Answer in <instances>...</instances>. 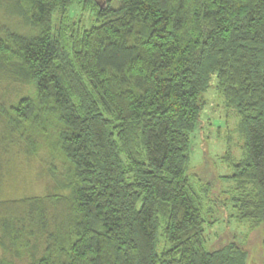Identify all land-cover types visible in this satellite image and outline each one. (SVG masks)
<instances>
[{"label":"trees","instance_id":"obj_1","mask_svg":"<svg viewBox=\"0 0 264 264\" xmlns=\"http://www.w3.org/2000/svg\"><path fill=\"white\" fill-rule=\"evenodd\" d=\"M2 2L20 27L0 29V83L33 94L0 106V195L4 154L37 137L64 168L54 193L0 199V264H247L235 241L205 249L187 166L215 78L239 118L235 216L264 229V0ZM80 3L93 25L54 32Z\"/></svg>","mask_w":264,"mask_h":264},{"label":"rangeland","instance_id":"obj_2","mask_svg":"<svg viewBox=\"0 0 264 264\" xmlns=\"http://www.w3.org/2000/svg\"><path fill=\"white\" fill-rule=\"evenodd\" d=\"M0 8L2 32L16 28V25L20 27L18 17L10 14L12 11L6 3H0ZM6 9L12 17L6 14ZM93 19L88 7L83 8L80 3L75 4L62 19L57 12L54 13L52 25L54 32L60 26H65L67 30L72 26L89 28L93 25ZM17 29L19 30L18 27ZM215 86V78H212L203 98L204 107L200 114V122L197 130L190 137L187 166L190 184L202 204L205 249L215 250L235 241L247 252V264H262L264 229L262 227L255 229L251 223L240 222L236 218L232 203L235 187L232 182L225 179L232 174L227 152L232 155V161L242 157L240 149L242 139L237 130L239 118L233 110L226 108L225 100ZM32 94L31 86L0 83V106L8 107L20 98ZM1 128L2 125L0 130ZM37 143L38 151L33 157L17 150L4 154L7 164L3 170L0 199L18 200L54 193L55 183L48 173V168L52 167L57 176L63 172L64 164L60 155L48 145L49 143L41 141L39 137ZM165 248L164 240L159 237L157 252L160 253ZM16 264H24V262L16 261Z\"/></svg>","mask_w":264,"mask_h":264}]
</instances>
